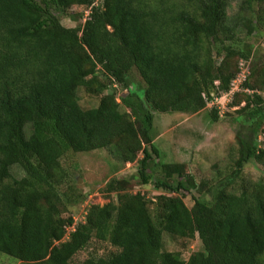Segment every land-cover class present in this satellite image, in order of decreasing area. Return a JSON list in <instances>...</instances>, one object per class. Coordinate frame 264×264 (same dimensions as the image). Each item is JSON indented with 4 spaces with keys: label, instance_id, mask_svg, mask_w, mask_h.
I'll return each instance as SVG.
<instances>
[{
    "label": "trees",
    "instance_id": "16d2710c",
    "mask_svg": "<svg viewBox=\"0 0 264 264\" xmlns=\"http://www.w3.org/2000/svg\"><path fill=\"white\" fill-rule=\"evenodd\" d=\"M99 1L0 0V252L20 264H73L95 241L115 250L92 252L83 264H264V179L243 180L238 191L229 183L208 187L185 164L157 161L152 135L155 112L198 113L230 90L237 59L252 54L237 28L258 33L264 0ZM73 6L88 14L66 27L58 13ZM133 69L144 86L131 89ZM256 71L263 87L264 66ZM245 85L252 93L237 112L248 134L238 135L232 179L264 156V96ZM81 87L100 96L96 107L81 106ZM96 149L137 163L134 178L159 194L151 201L128 189L130 178H112L105 191L118 204L89 205L64 240L74 222L63 216L66 201L85 196L67 181L62 159ZM206 187L202 200L195 194ZM165 232L197 236L202 249L185 259L164 248Z\"/></svg>",
    "mask_w": 264,
    "mask_h": 264
},
{
    "label": "rangeland",
    "instance_id": "374dc122",
    "mask_svg": "<svg viewBox=\"0 0 264 264\" xmlns=\"http://www.w3.org/2000/svg\"><path fill=\"white\" fill-rule=\"evenodd\" d=\"M100 1L98 0V3ZM238 10L236 2L229 6V14L234 17ZM88 11L86 8L73 6L64 13H58L61 23L66 27H77L84 23ZM261 29L257 34L247 36V29L237 28L241 45H247L252 51L249 59H237L239 72L245 70V80L240 78L231 83V94L225 96L220 93V103L207 105L198 113H159L155 112L152 135L154 144L160 150V162H180L187 166L188 174L193 175L198 182H206L208 187H216L219 184L229 183L231 188L238 191L243 180L257 181L264 179V156L261 160L251 159L245 165L241 177L232 179L235 169V161L239 156L238 135L248 134L242 118L237 110L244 104L246 94L252 93L245 82L255 84L258 92L264 96V86L258 83V66H264V8L260 10ZM254 70L256 74L254 75ZM131 89L137 85L144 86L143 80L136 69L130 74ZM229 92V91H228ZM227 92V93H228ZM80 104L83 108L96 107L100 96L88 93L85 88L78 90ZM222 97V98H221ZM214 112L218 119H214ZM258 146L264 150V135L259 134ZM143 154H139V158ZM63 166L68 172L67 181L73 183L78 192L85 197L75 202H67L63 216H71L82 220L89 205H103L109 201L118 204L116 193L105 191L106 183L112 178L127 177L131 179L128 189L131 192H141L154 201L159 194L152 185H143L134 175L137 173V163H123L117 159L108 149H96L89 152H68L62 159ZM13 173L20 177L24 172L18 167H13ZM199 196L202 200L209 198L207 188ZM66 188V185H63ZM185 203L191 207V196L185 198ZM153 210V203H150ZM164 248L168 251H179L185 259L202 249L199 238H182L164 233ZM115 250L107 243L92 242L86 249L78 252L73 258V264H83V261L91 254H108ZM0 264H20L15 258L0 252Z\"/></svg>",
    "mask_w": 264,
    "mask_h": 264
},
{
    "label": "built area",
    "instance_id": "2783aa9c",
    "mask_svg": "<svg viewBox=\"0 0 264 264\" xmlns=\"http://www.w3.org/2000/svg\"><path fill=\"white\" fill-rule=\"evenodd\" d=\"M245 77H246L245 70L241 69L240 73L237 75L234 82H237L238 80H240V78H243V80H245ZM224 93H225L224 95L227 96L231 94L232 92L229 90L228 93L227 92H224ZM219 96L220 95H217V96H213L210 99H207V105L210 106V105H216L217 103H220ZM85 215H86V211H85ZM84 221H85V216L83 217L82 220H77L76 218H74V222L72 223V225L66 227V235L64 237V240L70 236V233L76 229V226L79 225V223H82Z\"/></svg>",
    "mask_w": 264,
    "mask_h": 264
}]
</instances>
